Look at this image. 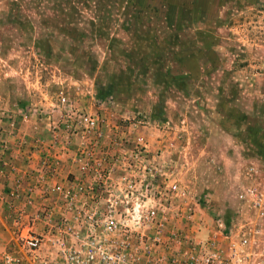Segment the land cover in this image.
<instances>
[{"label": "rangeland", "instance_id": "1", "mask_svg": "<svg viewBox=\"0 0 264 264\" xmlns=\"http://www.w3.org/2000/svg\"><path fill=\"white\" fill-rule=\"evenodd\" d=\"M80 115L150 121L153 148L208 216L255 220L240 193L264 194V0H0V155L47 162L23 173L0 158V200L14 203L0 232L14 231L26 185H43L29 215L62 210L50 188L79 174L70 157L72 171L56 168L52 138Z\"/></svg>", "mask_w": 264, "mask_h": 264}, {"label": "built area", "instance_id": "2", "mask_svg": "<svg viewBox=\"0 0 264 264\" xmlns=\"http://www.w3.org/2000/svg\"><path fill=\"white\" fill-rule=\"evenodd\" d=\"M60 102L69 104L62 91ZM66 128L64 140L52 138L54 162L61 168L70 157L79 175L51 186L58 213H27L42 184L16 193L23 207L13 217L17 249L0 264H264L263 193H240L256 210L253 221L208 216L206 201L153 148L150 121L80 115Z\"/></svg>", "mask_w": 264, "mask_h": 264}, {"label": "crops", "instance_id": "3", "mask_svg": "<svg viewBox=\"0 0 264 264\" xmlns=\"http://www.w3.org/2000/svg\"><path fill=\"white\" fill-rule=\"evenodd\" d=\"M37 152H39V151H37ZM13 153H11L10 151L6 152L5 154H1L0 158H8L9 155H12V158L15 157L14 163H16L17 167L20 170L22 169L23 173H25V171L27 170V167L29 166V163L32 161L31 158H35L32 162L36 163V164H39L40 162L42 163V161L44 160L43 156L38 157L35 155V153H32V152L27 153V152H25V150L23 152H21V154H19V155H17L18 152H13ZM11 160L13 161V159H11ZM70 171H72L71 165L67 164L65 161L64 164L62 165V167L60 168V173H66V172H70ZM63 177H61L59 179L60 182H61ZM10 178H11V176L7 175L6 177H4V180L3 179L1 180L4 182V184H3V182H2V184L0 183V194H5L3 192H6L8 190L7 186H9V181H11ZM5 180H6V182H5ZM63 182H65V180ZM34 196H35V201H36L34 206H37V205H39V203L43 202L40 200L41 195H39V193H37V191H36V193H34ZM0 197H1V195H0ZM9 201L10 200H8V199L0 200V222L4 221L3 213L5 211L7 212L6 206L7 207L9 206ZM9 219H11L10 215H9ZM0 230H1V226H0ZM12 233L13 232H12L11 227H10V229L8 228V231H6V232H0V253L3 252L4 249L8 246L9 247L12 246L11 248L15 247L16 242L12 238L13 237ZM15 249H17V248H13L12 250H15Z\"/></svg>", "mask_w": 264, "mask_h": 264}]
</instances>
